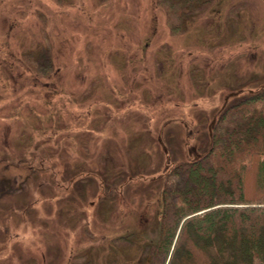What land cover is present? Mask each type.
<instances>
[{
  "label": "rangeland",
  "instance_id": "rangeland-1",
  "mask_svg": "<svg viewBox=\"0 0 264 264\" xmlns=\"http://www.w3.org/2000/svg\"><path fill=\"white\" fill-rule=\"evenodd\" d=\"M183 2L0 0V174L21 180L10 162L55 155L69 184L36 171L7 196L0 180V213L27 216L12 248L0 237V264H167L155 247L168 220L160 200L183 142L193 143L185 134L210 131L237 78L244 91L264 85V0ZM98 182L122 186L113 195L126 203L99 200ZM32 189L53 201L23 208ZM216 233L192 234L195 264H264V243L243 252Z\"/></svg>",
  "mask_w": 264,
  "mask_h": 264
},
{
  "label": "trees",
  "instance_id": "trees-1",
  "mask_svg": "<svg viewBox=\"0 0 264 264\" xmlns=\"http://www.w3.org/2000/svg\"><path fill=\"white\" fill-rule=\"evenodd\" d=\"M36 67L28 66L30 71H36ZM52 70L47 66V70L42 71L51 73ZM71 88L74 89V85ZM244 93L220 107L217 119H212L208 126L210 131L206 132L205 128V133L200 134L202 156L181 157L166 173L165 182L171 181L162 189L164 200L160 203L161 208L167 210L168 220L160 229L155 247L164 256L169 255L167 264L196 263L200 245L193 241L192 234L209 240L220 232L223 247L226 244L232 247L237 240L236 245L243 252L249 250L258 254L262 248L264 85L259 84ZM166 154L172 153L167 151ZM180 175L184 176L181 183L171 178Z\"/></svg>",
  "mask_w": 264,
  "mask_h": 264
},
{
  "label": "flooded vegetation",
  "instance_id": "flooded-vegetation-1",
  "mask_svg": "<svg viewBox=\"0 0 264 264\" xmlns=\"http://www.w3.org/2000/svg\"><path fill=\"white\" fill-rule=\"evenodd\" d=\"M183 1L188 2V4L193 3V5H195V6L198 5L199 7H201V6L204 8L207 7V5H206L207 0H183ZM197 1H199V3ZM228 61L229 60H227L226 63H229ZM242 80H244V79H242ZM242 80L240 82H238V78H237V83L235 85H233L232 87L227 88L226 92L224 93V99H223L220 107H223L225 104H227V102H229L230 99L233 100V98L235 96H237V92L241 91L240 94L244 93L242 84L245 83V81L242 82ZM95 81L96 80L94 79L93 82L91 83L92 87L95 86V84H94ZM92 87H91V89H92ZM249 89L247 88L246 91H248ZM230 95H232V96L229 97ZM167 125H168V122L163 123V126H164L163 128H166ZM191 131H192V129H190L189 133L185 134V135H186V137L192 136L193 137V139H192L193 143L190 141L189 138H187L186 141L183 142V145L181 147L184 149L183 153H185V155L182 153L181 156L196 159V158H199L202 156V152L200 151L201 144L199 142V138L193 136ZM156 144L158 147L160 142L157 141ZM158 148L161 149V146H159ZM162 152L164 155L167 153V151L164 152V150H162ZM55 159H56L55 155L54 156H48V155L43 154V155H31V156L28 155L25 157H21L20 159L16 160L13 163L10 162V164H12V165H16V166L20 165L23 169H25V177L23 176V179L19 180L16 176V173H13V172H6L7 174H3V173L0 174V175H2L0 180H6V185H7L3 189V191L5 192L3 195L12 196L15 192H17L18 190H20L22 188L23 184L26 183L24 180L28 177V175H30L32 173H36V171L41 172L42 176L43 175L46 176L47 174H49L51 176V180H53L54 183L58 186V189H59V186H61L63 188L62 190H65V187L69 184H67L66 182L59 181V180L64 176L63 173H65V170L67 169V166H66L67 163L65 161L60 162L59 160H56L59 163V167H57V164H53V161H55ZM166 165H169V164L163 163L162 168H161L162 171H160V172H164V171L166 172L168 170ZM81 173H82V171H79L78 169L74 170V175L81 174ZM83 173H85V172H83ZM55 175H57V176H55ZM70 179H72V177L68 178V180H70ZM71 182H72V180H71ZM72 185L73 184H71V186ZM113 185H115V184L114 183H110V184H105V183L103 184L102 183V184H100L98 182V190L96 191V193L99 191V189H101V191H100V194H95V195H97L99 200L103 201L104 199H106L105 200L106 203L109 202V204H111L114 200H116L115 196L119 197L120 193H122V191H123L122 186L120 189L119 188L120 185H116L117 188ZM109 186L112 187L111 190L108 189ZM113 187H115V188H113ZM105 188L107 190H104ZM117 189L119 191H117ZM113 190L115 192V196L113 195ZM26 191H28L26 194H24L25 199H26V202H25L26 205L23 208H26V207L28 208L29 205L32 203L34 206H33V209L32 208L31 209L33 211H35L37 209L36 206L39 205V203H44L46 200H51V198H48L47 195L43 196V195H39L38 193L35 194L34 189L26 190ZM50 193H52V192H50ZM108 197H110V198L108 199ZM117 200L118 201L122 200V202L126 203L125 196H123V198H118ZM51 201H53V200H51ZM23 208H21L19 210V212H21L23 210ZM31 209L28 212L29 214L31 213ZM22 216L24 218L20 219L19 224H26L27 216H24V215H22ZM19 224H18V222H15V218H14V215H13L11 210H8L3 214L0 213V237H1V239L3 238L2 244L7 245L6 246L7 248L13 247V243H11V239L13 237H15V236L19 237L20 234L23 233L21 231Z\"/></svg>",
  "mask_w": 264,
  "mask_h": 264
}]
</instances>
